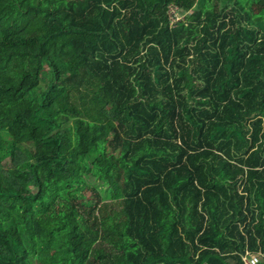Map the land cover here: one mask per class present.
<instances>
[{"label":"trees","instance_id":"16d2710c","mask_svg":"<svg viewBox=\"0 0 264 264\" xmlns=\"http://www.w3.org/2000/svg\"><path fill=\"white\" fill-rule=\"evenodd\" d=\"M198 1L0 0V264H264V0Z\"/></svg>","mask_w":264,"mask_h":264},{"label":"rangeland","instance_id":"374dc122","mask_svg":"<svg viewBox=\"0 0 264 264\" xmlns=\"http://www.w3.org/2000/svg\"><path fill=\"white\" fill-rule=\"evenodd\" d=\"M239 2H241V3H246L244 6H245V9L247 8V6L248 5H250V3H253L254 2V0H238ZM257 1V0H256ZM172 5V4H171ZM170 5V6H171ZM172 6H175V5H172ZM203 7V6H209V4L207 3V2H204V4H202V2H201V0H199L198 1V3L194 6V9H197L198 7ZM176 7V6H175ZM252 8H253V10L254 11H256V5H252ZM176 9H177V7H176ZM262 13H263V10H262ZM262 13H260V12H251V20L252 21H255L256 20V16H259V15H261ZM177 14V13H176ZM178 16V18H180L181 17V15H177ZM103 138H104V134L103 133H101V134H98V141H101V140H103ZM86 195L87 196H89V193H86ZM104 199V198H103Z\"/></svg>","mask_w":264,"mask_h":264},{"label":"built area","instance_id":"2783aa9c","mask_svg":"<svg viewBox=\"0 0 264 264\" xmlns=\"http://www.w3.org/2000/svg\"><path fill=\"white\" fill-rule=\"evenodd\" d=\"M169 12L171 20L175 21L178 19V16L176 14V7L175 6H170ZM241 261L243 264H257L259 261V255H250L248 252L245 253V255L241 258Z\"/></svg>","mask_w":264,"mask_h":264},{"label":"bare ground","instance_id":"6f19581e","mask_svg":"<svg viewBox=\"0 0 264 264\" xmlns=\"http://www.w3.org/2000/svg\"><path fill=\"white\" fill-rule=\"evenodd\" d=\"M170 8V7H169ZM167 13H169V12H167ZM170 15V14H169Z\"/></svg>","mask_w":264,"mask_h":264}]
</instances>
